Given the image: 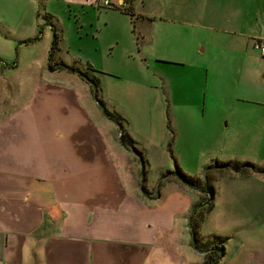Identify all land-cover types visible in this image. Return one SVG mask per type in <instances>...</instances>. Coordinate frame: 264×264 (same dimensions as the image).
<instances>
[{
  "label": "rangeland",
  "instance_id": "374dc122",
  "mask_svg": "<svg viewBox=\"0 0 264 264\" xmlns=\"http://www.w3.org/2000/svg\"><path fill=\"white\" fill-rule=\"evenodd\" d=\"M135 1L137 12L157 16L156 21L134 16V22L117 7L93 8L78 15L61 4L52 21L59 45L51 59L55 31L42 11L37 33L26 43L25 37H18L23 29L17 19L18 6L0 0V19L16 24L0 22V65L7 79L3 96L9 100L21 90L28 93L37 83L67 89L79 107L70 106L72 98L66 96L65 108L75 109L72 118H78V125L84 121L96 127L94 135L110 153V168L116 176L117 172L124 176V186L131 185L138 192L143 185L154 195L159 190L166 193L175 183L184 185L172 173L177 167L206 180V168L217 161L264 166V111L255 102L237 98V94L253 95L262 82L242 74L246 71L238 48L241 37L230 34L222 22L213 24L208 19V0L199 4L166 0L158 5ZM65 66L99 79L98 90ZM99 100L121 118L123 127L105 115ZM36 108L40 113L49 111ZM234 172L210 170L215 208L199 227L200 241L208 243L217 236L227 239L233 222L247 225L258 220L253 215L244 218L238 211L227 214L225 199L238 187L236 179L254 177H238ZM185 187L191 192L193 207L200 197ZM199 192L205 202L207 193ZM235 196L242 200L243 186Z\"/></svg>",
  "mask_w": 264,
  "mask_h": 264
},
{
  "label": "crops",
  "instance_id": "0c3cea01",
  "mask_svg": "<svg viewBox=\"0 0 264 264\" xmlns=\"http://www.w3.org/2000/svg\"><path fill=\"white\" fill-rule=\"evenodd\" d=\"M7 1L18 6L23 42L37 33L41 11L56 17L61 4L78 15L99 8L96 0ZM111 1L143 20L157 19L137 12L135 0ZM207 6L213 24L222 22L241 37L242 74L262 81L253 95L237 94L238 100L255 102L264 111V56L253 46L254 39H264V0H208ZM4 74L0 65V264H204L206 253L217 252L215 246L201 252L193 244L191 213L196 205L205 207L203 193L194 190L200 198L192 207L185 184L156 195L147 187L138 192L124 186V176L112 171L110 153L94 135L96 127L78 125L75 109L65 108L66 96L72 98L70 106L79 107L74 95L43 82L8 100ZM37 106L49 111L40 113ZM52 125L57 127L51 131ZM254 177L237 178L225 205L227 214L238 211L258 220L233 222L231 236L221 237L223 250L215 264H264V178ZM242 186L238 201L235 193Z\"/></svg>",
  "mask_w": 264,
  "mask_h": 264
},
{
  "label": "trees",
  "instance_id": "16d2710c",
  "mask_svg": "<svg viewBox=\"0 0 264 264\" xmlns=\"http://www.w3.org/2000/svg\"><path fill=\"white\" fill-rule=\"evenodd\" d=\"M120 8V7H117ZM120 10L125 13L128 14L131 19L134 21V16L136 17V14L130 9V8H120ZM46 20L48 21V23H51L54 31H55V37L53 39V43H52V50L50 51L51 53V59H53V52L54 50H56L58 48L59 45V37H58V33L56 30V27L54 25V23L52 22L53 19L55 18L53 15L51 14H46ZM137 18H143L142 16L139 17L137 16ZM135 22V21H134ZM32 40H28L26 43L31 42ZM64 68L67 69H71L72 67L69 66H65ZM90 70V69H89ZM94 71V70H92ZM75 72L80 75L83 79H86L89 84L94 87L96 90H98L99 88V79L94 78L91 79L88 77L87 73H83L79 70H75ZM99 102L101 103V105L104 107L105 110V115H107V117H109L111 120L115 121L116 123H120V125H122L121 123V118H119L117 116V114H113L112 112L108 111L107 109H105V106L103 104V102H101V100H99ZM123 127V125H122ZM123 136L122 138H124L125 140V132H123ZM124 142V141H123ZM213 168H218V169H231L234 170V173L231 174H235L238 175L239 177H246V176H250L252 174H260V173H264V166H257L255 165V163L252 162H246V163H241L239 161L237 162H228V163H224V162H216L214 166H209V168H206V174L209 176L210 170H212ZM145 170V168H144ZM174 175H177L179 178V180L184 183L185 185L191 187L193 190L196 191H204L207 193V198L205 200V203L207 204V208L205 210L200 209L199 206L200 205H196L191 213V229L192 232L194 233L195 236V242L193 243L194 246L199 249L201 252L207 251L210 248H213V246H217L218 244L224 243V239L221 238V236H217L215 238V240L205 243L203 241H200L199 239V227H201L202 222L205 219V216L210 213L211 211H213L214 208V198L216 196V190L215 187L213 186V181L208 178L206 180H203L200 177H193L192 175L186 174L182 171V169H180L179 167L176 168V170L174 172H172ZM145 174V171H144ZM146 178V176H145ZM145 178H143L145 180ZM143 187H145V185H143ZM146 190V187H145ZM201 242V243H200ZM214 254V255H213ZM217 255V252H211L210 254H208V258H206V261L204 262V264H215L216 263V259L215 256Z\"/></svg>",
  "mask_w": 264,
  "mask_h": 264
},
{
  "label": "built area",
  "instance_id": "2783aa9c",
  "mask_svg": "<svg viewBox=\"0 0 264 264\" xmlns=\"http://www.w3.org/2000/svg\"><path fill=\"white\" fill-rule=\"evenodd\" d=\"M96 6L99 8H113V7H120L122 8L124 6L120 5L118 3H114L111 0H96ZM254 47L259 50V53L264 56V39H256L255 42H253Z\"/></svg>",
  "mask_w": 264,
  "mask_h": 264
},
{
  "label": "water",
  "instance_id": "95a60500",
  "mask_svg": "<svg viewBox=\"0 0 264 264\" xmlns=\"http://www.w3.org/2000/svg\"><path fill=\"white\" fill-rule=\"evenodd\" d=\"M71 70H72L73 72H75L74 69L71 68ZM122 130H123V129H122ZM122 139H123V138H122ZM214 249H215L217 252H221V253H222V250H223V249L221 248V246H219V245L215 246Z\"/></svg>",
  "mask_w": 264,
  "mask_h": 264
}]
</instances>
